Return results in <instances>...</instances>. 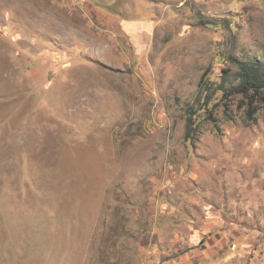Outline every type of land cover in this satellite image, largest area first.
Segmentation results:
<instances>
[{"label": "rangeland", "instance_id": "1", "mask_svg": "<svg viewBox=\"0 0 264 264\" xmlns=\"http://www.w3.org/2000/svg\"><path fill=\"white\" fill-rule=\"evenodd\" d=\"M143 1L129 33L138 0H0V264H155L218 201L264 223V108L219 105L264 0Z\"/></svg>", "mask_w": 264, "mask_h": 264}, {"label": "crops", "instance_id": "2", "mask_svg": "<svg viewBox=\"0 0 264 264\" xmlns=\"http://www.w3.org/2000/svg\"><path fill=\"white\" fill-rule=\"evenodd\" d=\"M138 1L135 8H125L127 14L137 10L135 18L127 16L122 20V28L129 33L154 27L155 21L137 19L143 15L141 9L149 7L143 0ZM230 210L220 208L219 201L217 204L210 203L197 220L187 225L185 240L181 241L175 232L177 242L173 240L168 247L159 249L153 263L264 264V223L254 220L245 205L239 210ZM167 230L172 233L171 225L167 226ZM180 249L182 253H179Z\"/></svg>", "mask_w": 264, "mask_h": 264}, {"label": "trees", "instance_id": "3", "mask_svg": "<svg viewBox=\"0 0 264 264\" xmlns=\"http://www.w3.org/2000/svg\"><path fill=\"white\" fill-rule=\"evenodd\" d=\"M233 64L238 68V74L229 87H226L229 76H221L219 105L228 113L231 99L238 98V108L245 111L248 121L255 122L259 110L264 108V61L233 60Z\"/></svg>", "mask_w": 264, "mask_h": 264}]
</instances>
